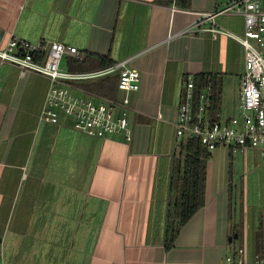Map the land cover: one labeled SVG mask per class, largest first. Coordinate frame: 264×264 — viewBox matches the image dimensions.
Returning <instances> with one entry per match:
<instances>
[{"label":"crops","instance_id":"obj_1","mask_svg":"<svg viewBox=\"0 0 264 264\" xmlns=\"http://www.w3.org/2000/svg\"><path fill=\"white\" fill-rule=\"evenodd\" d=\"M230 1L189 0L184 9L176 0H0V49L11 39L61 43L84 54L61 60L69 73L103 70L99 58L130 59L141 78L128 105L115 109L132 125L125 143L75 131L61 114L59 125L39 121L50 81L0 62V264H223L239 248L255 264L258 246L264 263V157L257 151L210 153L204 206L166 249L184 84L216 78L224 114L238 99L243 49L209 32L243 35L241 16L219 13ZM100 80L68 86L95 98L81 86ZM122 97L116 92L113 100ZM229 187L243 197L231 220Z\"/></svg>","mask_w":264,"mask_h":264},{"label":"built area","instance_id":"obj_2","mask_svg":"<svg viewBox=\"0 0 264 264\" xmlns=\"http://www.w3.org/2000/svg\"><path fill=\"white\" fill-rule=\"evenodd\" d=\"M175 1V0H173ZM172 11H183L172 6ZM220 14L243 18L244 31L237 36L211 27L215 36L224 34L243 49V73L239 81L237 115L228 116L217 108L212 111L211 85L199 94L198 105H193V79L184 84L183 102L177 108L174 124L175 137L185 143L194 140L208 153L224 149L231 153L257 151L264 157V0H232ZM201 18L211 21L213 15ZM187 31V30H186ZM185 31V32H186ZM64 57L83 60L84 54L75 47L61 43L30 44L11 39L0 49V62L16 67L21 74H34L48 79L51 87L47 93L39 121L59 125V115L72 120L71 128L89 137L106 139L121 136L125 143L132 141V125L127 118L117 115V107L128 105L127 95L140 87V73L130 67V59L92 73L74 74L61 68ZM115 75L117 92L123 97L118 102L95 97L98 103L74 97L68 83L91 82ZM223 264H247L244 249L223 257ZM255 264H264L255 257Z\"/></svg>","mask_w":264,"mask_h":264},{"label":"trees","instance_id":"obj_3","mask_svg":"<svg viewBox=\"0 0 264 264\" xmlns=\"http://www.w3.org/2000/svg\"><path fill=\"white\" fill-rule=\"evenodd\" d=\"M176 1L180 7L184 9L189 8V0ZM97 60L100 62V69H104L112 65V63L107 59L99 58ZM80 64H85V61L81 62ZM193 83L194 107L198 105L200 92L208 84H210L211 107L212 111H215L218 108V80L207 75H197L193 78ZM81 88L82 90L97 95L101 98L113 100L117 92V77L110 76L103 78L97 82L84 84L81 86ZM209 157L210 154H208L197 141L188 140L180 146V153L178 159H176L174 163V173L170 186L168 231L166 241L167 250L172 247L180 229L200 208L204 206L206 164L209 160ZM242 201V189L240 192H236L235 188L229 187V220H231L238 206H240L242 210ZM235 234H239V230L236 227L230 231L229 235L234 236ZM232 243L228 244L229 247L232 246ZM256 255L260 257L261 246H258Z\"/></svg>","mask_w":264,"mask_h":264},{"label":"rangeland","instance_id":"obj_4","mask_svg":"<svg viewBox=\"0 0 264 264\" xmlns=\"http://www.w3.org/2000/svg\"><path fill=\"white\" fill-rule=\"evenodd\" d=\"M70 94L73 95L74 97L76 96V97H79V98H83L85 100H91L94 104H97L98 103L97 99L92 98L90 96H87L84 93L83 94H81V93L79 94V92L71 91ZM227 105H228V109H227L228 111H227L226 115H228V116H235V115H237L238 99L237 98H234V99L231 98V101H229L227 103Z\"/></svg>","mask_w":264,"mask_h":264},{"label":"water","instance_id":"obj_5","mask_svg":"<svg viewBox=\"0 0 264 264\" xmlns=\"http://www.w3.org/2000/svg\"><path fill=\"white\" fill-rule=\"evenodd\" d=\"M237 238H238V236H237V235H234L233 237H230V238L228 239V242L231 243L232 240H236Z\"/></svg>","mask_w":264,"mask_h":264}]
</instances>
